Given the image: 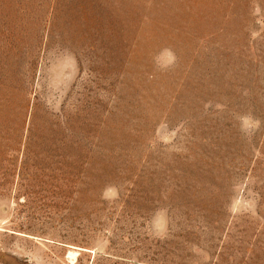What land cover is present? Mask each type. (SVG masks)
I'll return each instance as SVG.
<instances>
[{"label":"rangeland","instance_id":"rangeland-1","mask_svg":"<svg viewBox=\"0 0 264 264\" xmlns=\"http://www.w3.org/2000/svg\"><path fill=\"white\" fill-rule=\"evenodd\" d=\"M0 264H264V0H0Z\"/></svg>","mask_w":264,"mask_h":264}]
</instances>
